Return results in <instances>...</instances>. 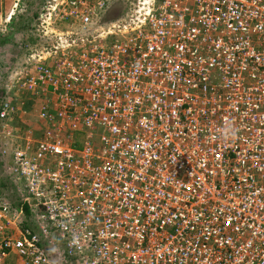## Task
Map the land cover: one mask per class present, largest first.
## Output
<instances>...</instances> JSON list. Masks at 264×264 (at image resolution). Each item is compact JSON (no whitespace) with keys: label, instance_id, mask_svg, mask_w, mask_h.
<instances>
[{"label":"built area","instance_id":"1","mask_svg":"<svg viewBox=\"0 0 264 264\" xmlns=\"http://www.w3.org/2000/svg\"><path fill=\"white\" fill-rule=\"evenodd\" d=\"M112 1L50 0V26L89 42L28 56L5 87L39 96L45 128L11 155L37 231L0 204V253L264 264V0H123L91 29Z\"/></svg>","mask_w":264,"mask_h":264},{"label":"rangeland","instance_id":"2","mask_svg":"<svg viewBox=\"0 0 264 264\" xmlns=\"http://www.w3.org/2000/svg\"><path fill=\"white\" fill-rule=\"evenodd\" d=\"M117 2H122L123 6L125 8L127 7V3L124 2L123 0L122 1L118 0ZM117 2H115V0H113L112 4H115ZM10 3H11V5H10V8L8 11L5 10L6 8L3 4L0 6V33H4L6 35V37L13 34V32L9 30V26L7 24L9 22L8 19L12 18V16L14 18L18 19L20 14L23 12L22 0H11ZM47 5H48V2L44 4L45 7H48ZM113 6L114 5H112V7ZM111 12L112 11H110V10H106L101 15L100 22L97 24V26H95L92 23L90 28L100 30L101 28L104 27L105 24L118 22L119 20H121L124 16H126L129 13V11L126 8V9H124V14L122 16H119L115 19H112V16H110ZM70 22H73V21H71V20L66 21L65 24H60V23L56 22L55 25L58 27H52V26H50L51 21L48 20V22H47L46 15L43 14V15H40L39 18H36L35 21H33L32 25L29 29V31H32V32H27L26 34L17 33L14 36V39L10 44H12L15 41H17V43L13 44V46H10V44H9V46H10L9 50H11L10 51L11 54H19V56H18L19 58H17V60H16V63L18 66L15 65V67L13 69L15 70L16 67L19 68L20 63H22L21 61L26 59L27 56H34L35 55V56H38L41 60H47V63H51L52 61L49 60L51 58H49L48 53H57L59 55V54H62L63 51L65 50V48H67V47H71V50H73V51L78 50L80 47L81 41L89 42V40L86 41V39H88L89 35L86 38H84L83 34L80 32L81 28L83 29L84 25H80L78 20H76L75 23H70ZM32 27H33V29H32ZM34 28H35V30H34ZM53 30H55V32H53ZM51 33H52V35L55 34V36H49V35H51ZM31 35L36 36L37 39H43V40H41L40 42H37V41L32 42ZM24 49H25V51H23ZM0 50L1 51H3V50L8 51V47H4ZM37 54H43V55H37ZM44 57H45V59H44ZM61 58L62 57H59V59H61ZM37 60H39V59H36V61ZM4 83L6 84V82H4ZM17 90H18L17 88L13 89L12 91L9 92V95L10 96L15 95L11 99L13 100L14 104H16L19 108H21L23 110L21 112L19 109H14V113L17 112L16 113L17 115H16V117L12 116L10 118L11 123H9L8 125H5L6 123L5 124L2 123L1 129H0V135H1L0 138L2 139V141L12 140V132H11L12 130L10 131V128L12 127L13 135L17 137L16 143L20 144V142L22 143V141L24 139H26L28 136H30L32 134V131H34L35 129H36V131H38L40 129L41 132L39 134H41L43 131V128H45V126H44L45 123L39 118L38 112L37 113L35 112V114L32 112H31V114H29V112L23 113L24 110L25 111L30 110L27 106H25V104L28 103V101L30 102V100H24L26 98L25 91H23L21 93H17ZM37 98L39 99V96L34 97V100L37 101ZM49 101L53 102V105H51V108H52V106H54L55 100L53 98H51ZM20 114L28 115L26 118H23L26 123L23 122L22 116ZM13 124H14V126H13ZM24 129L30 130V131H26ZM79 137L81 138V137H83V135L81 134V135H79ZM30 141H34L36 143L38 141V138H34V137L31 138L30 137ZM82 142H83V139L77 140V143H82ZM23 147L24 146H22V144H21V146H19L18 148H15V149L17 151H21ZM8 150L12 151L11 149H8ZM10 162L11 161H9V164L6 165L5 168L3 169V171H2L3 175H5L7 172L12 171L14 165L10 164ZM16 186L19 187V185L17 183H16ZM12 194H13V192L10 190L7 191V194H5V197L7 199L6 201H8L9 203L11 201L10 197ZM0 201H2V200H0ZM35 222H37V217L33 216L32 225L37 230V228H36L37 226H36ZM57 254H59V256H57ZM48 255L50 257L49 261L51 264H72L70 262V259H68L66 257V255H64V250H62V249H60V250L58 249L54 253H48ZM0 256H2L1 257L2 260H1L0 264H26V263L28 264L25 257H22L20 255L12 254V255L8 256V254H6V253H0Z\"/></svg>","mask_w":264,"mask_h":264},{"label":"trees","instance_id":"3","mask_svg":"<svg viewBox=\"0 0 264 264\" xmlns=\"http://www.w3.org/2000/svg\"><path fill=\"white\" fill-rule=\"evenodd\" d=\"M48 1L49 0H22L23 12L20 14L18 19L12 16V18L7 23L9 26V30L12 31L13 34L6 37L4 33H0V49L4 47H8V51L0 50V111L3 107V104L5 103L4 99L6 97L5 95L6 89L5 90L3 89V84L4 82L8 80L12 72V69L15 67L13 60L19 58L18 57L19 54H11L10 52L11 50H9L10 46H13V44H16L17 41L13 42L12 44L10 43L13 41L14 36L17 33L26 34L27 32H32V31H29V29L33 21H35L36 18L40 17V14H41L40 12H42L43 8L45 7L44 4L47 3ZM10 2L11 0H0V6L3 4L6 8L5 10L8 11L11 5ZM124 9L126 8L123 6L122 2H117L115 3L113 9L111 10L112 12L110 16H112V19L122 16L124 14ZM31 40L32 42H35V41L40 42L43 39H37L34 35H31ZM24 100H30V102L28 101V103L25 104V106H27L30 110L24 111V112H29V114H31L32 112L35 114V112L37 113L39 111L40 103L38 100L36 101L34 100V98H31V97H26ZM36 106L38 108H36ZM16 113H13L11 117L12 116L16 117L17 115ZM20 115L22 116V119L28 116V115H23V114H20ZM1 121L2 120H0V129L2 125ZM5 123L9 124L11 123V120L8 119V121H5ZM10 131L12 132V140L2 141V139L0 138V200H3V201L7 200L5 197V194H7V191L9 190L12 191L13 194L10 197L11 201L10 203L8 202L10 204L9 208L11 209L12 212L22 211L25 214V219L26 218L28 219V220L26 219L27 227L25 226V228L26 229L28 228L29 230H32V232H34V231H37L32 225V220H33L34 215L26 207V205L20 204L16 199L17 194H19V191H20L19 187L13 185V181L16 180L15 179L16 174L12 171L7 172L5 175L2 174L3 169L5 168L6 165L9 164V161L11 160V155L14 152L13 150H16L15 148H18L19 146H21V144L22 146H24V143H23L24 140L22 141V143L20 142V144L16 143L17 137L13 135L12 127L10 128ZM35 137L37 136L35 135ZM7 144L14 146L13 148H11L12 151H9L8 149H6L9 147ZM58 246H59L58 247L59 250L60 249L64 250L63 244H61L60 242H58Z\"/></svg>","mask_w":264,"mask_h":264},{"label":"clouds","instance_id":"4","mask_svg":"<svg viewBox=\"0 0 264 264\" xmlns=\"http://www.w3.org/2000/svg\"><path fill=\"white\" fill-rule=\"evenodd\" d=\"M50 1V0H49ZM49 1H48V3H49ZM118 0H115V2H117ZM112 5H115V4H112ZM112 5H111V8L109 9L110 11L113 9V7H112ZM45 8V9H44ZM43 8V10H42V12H41V14L40 15H45V10H46V7H44ZM11 18H9L8 20H10ZM49 36H52V35H49ZM36 37V36H35ZM27 46V45H26ZM23 51H25V49L23 50ZM28 59V56L26 57V59H24V60H22L21 62H23V61H25V60H27ZM16 60L17 59H14L13 60V63H14V65H17V63H16ZM18 66V65H17ZM17 68V67H16ZM14 69H12V71H13ZM15 71V70H14ZM14 71L10 74V76H9V78H8V80L6 81V84L4 83V85H3V89L5 90L6 88V85L7 84H9L10 82V79L12 78L11 76H12V74L14 73ZM12 80V79H11ZM6 91V90H5ZM18 93H21V92H18ZM6 97H5V101L7 100V98L9 99V98H13V96H15V95H13V96H10V95H8L7 94V92H6ZM19 96V95H18ZM26 97H30L28 94H26ZM32 98V97H31ZM13 101V100H12ZM14 103V102H13ZM15 105V104H14ZM15 109H16V107H15ZM3 123V122H2ZM4 124V123H3ZM26 131H30V130H26ZM39 131H41L40 129L38 130V131H36V130H34V131H32V134L30 135V136H28L29 138L31 137V138H38V137H40V132ZM36 133V134H35ZM35 135L37 136V137H35ZM1 136V135H0ZM27 140H29L28 138H26ZM24 141H25V139H24ZM23 141V142H24ZM11 162H10V164H13L12 163V156H11V160H10ZM12 172H14L15 174H16V172H15V170H14V167H13V169H12ZM16 177H15V179L16 180H14L13 181V185H15L16 186V183L19 185V188H20V191H19V194H17V201L20 203V204H24V202H23V200H24V198L27 196V194H26V188H25V184H24V181L23 180H21V179H19L18 178V176H17V174L15 175ZM0 204H6V205H10L9 203H8V201H6V200H2V201H0ZM25 205V204H24ZM25 215V214H24ZM27 219V218H26ZM28 220V219H27Z\"/></svg>","mask_w":264,"mask_h":264},{"label":"crops","instance_id":"5","mask_svg":"<svg viewBox=\"0 0 264 264\" xmlns=\"http://www.w3.org/2000/svg\"><path fill=\"white\" fill-rule=\"evenodd\" d=\"M14 107H16V109H19L21 112H22V110H23V109L19 108L16 104H15ZM36 108H38V107L36 106ZM24 111H25V110H24ZM24 111H23V112H24ZM23 122L26 123V122L24 121V119H23ZM24 130H26V129H24ZM24 132H25V131H24ZM24 132H23V133H24ZM7 145H8L9 147L6 148V149H11V148L14 147V146H12V145H10V144H7Z\"/></svg>","mask_w":264,"mask_h":264}]
</instances>
